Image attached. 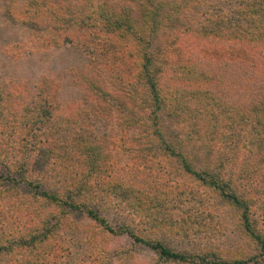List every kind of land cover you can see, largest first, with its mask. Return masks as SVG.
Wrapping results in <instances>:
<instances>
[{
  "label": "rangeland",
  "instance_id": "1",
  "mask_svg": "<svg viewBox=\"0 0 264 264\" xmlns=\"http://www.w3.org/2000/svg\"><path fill=\"white\" fill-rule=\"evenodd\" d=\"M85 1L40 0L41 6L35 9L27 7L28 0H0V97L3 99L7 93L18 95L14 104L21 109L10 114L0 98V153L6 156L0 158V187L9 185L27 200L36 190L26 186L25 181L37 183L38 190L62 191L63 172L69 175L75 171L71 160L64 156L70 136L84 128L101 145L97 166L92 173L87 170L89 185L82 194L83 207L72 209L64 204L32 201L39 211L33 217L35 224L40 225L53 211V219L47 223L55 226L50 229L48 224L43 231L45 243L35 247L25 244L19 249L21 256L15 257L21 264H232L235 258L253 254L258 264H264V253L259 255V246L240 230L238 212L229 200L199 179L191 180L183 173L176 177L175 167L181 165L157 146V136L138 126V116L144 114L139 96L131 98L130 103L125 95L107 96L105 103L94 102L90 108L82 87L75 82L74 70L91 75L97 70L124 72L130 59L124 48L117 49L99 30L83 8ZM161 1L104 0L110 7L128 6L136 13L141 2L156 8L162 17L172 12L167 4H180L177 18L161 23L153 37L154 49L162 53L161 62L170 68L180 58L177 48H169L170 41L175 42L174 36L182 27L203 29L224 40L231 29L264 32V0L260 2L262 16L252 19L244 14L251 0H196L192 6H184L181 0H166L163 8V3H157ZM222 43L221 50H209L230 54L229 57L246 52L241 44ZM42 77L51 79L54 96L50 120L36 129L46 141L45 147L55 150L48 170L38 168L36 155L29 149L23 155L19 153L21 156L13 155L15 147H20L18 134L26 131L27 111L33 108L34 93ZM168 82L170 88L173 83ZM185 99L179 108L170 105L162 110L158 124L163 137L188 156L191 167L202 171L205 178L228 177L243 165V160L252 164L264 158L262 125L231 120L223 111L209 113L203 107L190 106ZM59 160L66 162L67 170L61 172ZM13 164L18 173L13 171ZM256 164L264 170V161ZM105 168L112 171L110 183L101 178L108 174ZM127 186L145 194L136 210L123 207V189ZM87 207L112 230L126 226L142 240L158 241L185 255V260L160 259L154 250L134 241L127 232H107L87 214ZM250 217L264 238V220L258 205L253 204ZM41 245L52 246L45 257ZM1 252L3 257H9L7 249Z\"/></svg>",
  "mask_w": 264,
  "mask_h": 264
},
{
  "label": "trees",
  "instance_id": "2",
  "mask_svg": "<svg viewBox=\"0 0 264 264\" xmlns=\"http://www.w3.org/2000/svg\"><path fill=\"white\" fill-rule=\"evenodd\" d=\"M39 2L40 0H28L27 7L32 8L33 6L37 9L41 6ZM165 2L166 0H162L157 3H163L161 6L163 8L166 5ZM194 2L196 0H181L179 3L192 6ZM260 2L261 0H251L244 9V14L248 19L262 16L263 8L261 9ZM139 4L142 7L138 8L136 13L128 6L110 7L104 0H86L82 3L84 10L95 20L99 30L107 36V40H111L117 49L124 48V53L130 61L124 72L97 70L95 75H91L74 70L75 82L82 87L85 100L91 103L90 108L93 107L94 102L105 103L108 100L107 96L125 95L129 97V103L135 95L139 96L140 111L144 114L138 116V126H141L144 132L148 131L150 135L157 136V146L168 153L170 160L172 158L178 162V166L181 165V168L175 167L176 177H181L183 173L191 180L199 179L203 184L211 186L220 196L228 199L238 212L240 230L251 242L259 246L261 252L259 255H262L264 238L253 227V219L250 216L252 206L256 204L264 220V195L260 192L264 187V170L261 171L256 164L264 161V158L252 164L243 160L241 162L243 165L230 172L228 177L210 176L207 179L202 171L191 167L188 156L163 137L158 124V114L170 105H174L173 108H179L178 106L182 105L186 98L185 100L192 107H203L209 113L223 111L231 120L249 121L260 124L264 128V32L260 29L256 32H250L248 28L243 31L231 29L230 35H226L227 39L224 40L203 29L188 30L182 27L178 35L174 36L175 42L170 41L169 48H177L180 56L179 61L170 68V65L161 62L162 53L154 49L153 37L157 34L161 23L166 22L167 19L177 18L176 13L180 11V4L174 2L167 4L172 7V12L163 17L156 8H150L141 2ZM222 42L241 44L246 52L241 55L237 54L236 57H229L230 54L221 55L209 50V48L221 50ZM127 47L130 48L127 49ZM119 81L123 85L119 84ZM168 81L173 83L170 88H168L170 85ZM51 86V79L41 78L34 93L33 108L27 111L24 124L26 131L23 135L18 134L17 136L20 147H15L13 150V155L18 156L19 153L23 155L29 149L36 155L34 161L41 170L50 168L49 165L55 153L52 148L45 147L46 141L36 133V129L45 125L53 113L54 96ZM5 95L3 99L2 96L0 98L7 112L16 114L19 110L21 111L14 104L15 96L18 95L11 93ZM90 133L81 128L70 136V145L65 148L64 156L67 160H71L80 173L71 166L75 171L64 175L63 171L67 170L68 165L65 161L59 160L61 172L65 177L61 185L62 191L50 193L38 190L37 183L25 181L26 186L36 190L27 200L20 197L18 191L9 185L0 187V201L4 202V204L0 203V264H19L20 260L15 256L20 253V248L25 244L35 247L45 243L44 239L47 237L43 231H46L48 224L50 225L47 222L50 218L53 219L54 213L49 212V216L42 219L40 225L35 224L33 217H36L34 215L39 211L31 204L32 201L36 204L45 201L54 205L64 204L72 209L83 207L84 203L81 199L85 197L82 194L89 185V180H86L89 177L87 170H91L92 173L93 168L97 166L96 159L100 153L98 147H101ZM67 150H70L69 153ZM2 157H6L4 153H0V158ZM14 168L13 171L17 170L18 173V169ZM22 169L25 170V168ZM105 170L108 174H105L106 177L102 175L101 178L104 182L110 183L108 177L109 172L112 171L110 168L109 170L105 168ZM171 172L174 171L171 170ZM236 172L239 173L236 174ZM234 177L237 179L233 180ZM123 190H126L123 207L127 205L131 210L140 208V197L145 194L137 187L127 186ZM85 211L107 232L116 234L127 232L134 241L143 242L154 250L160 259L183 261L186 258L185 255L158 241L142 240L141 237L127 231L126 226H120L114 231L96 211L88 207ZM53 226L55 224L50 225V229L54 228ZM4 249H7L9 257H3L4 253L1 250ZM47 250H52V246L45 248L41 245V251H46L44 257L48 254ZM206 253L212 254L213 252L206 251ZM248 262L259 263L253 254L243 259L232 260V264ZM216 264L226 263L223 261Z\"/></svg>",
  "mask_w": 264,
  "mask_h": 264
}]
</instances>
